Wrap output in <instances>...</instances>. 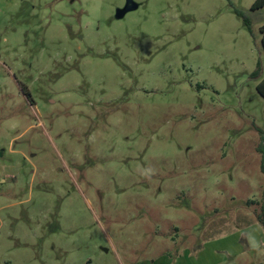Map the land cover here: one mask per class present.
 Masks as SVG:
<instances>
[{"label": "rangeland", "instance_id": "1", "mask_svg": "<svg viewBox=\"0 0 264 264\" xmlns=\"http://www.w3.org/2000/svg\"><path fill=\"white\" fill-rule=\"evenodd\" d=\"M256 1L0 0V264H264Z\"/></svg>", "mask_w": 264, "mask_h": 264}, {"label": "trees", "instance_id": "2", "mask_svg": "<svg viewBox=\"0 0 264 264\" xmlns=\"http://www.w3.org/2000/svg\"><path fill=\"white\" fill-rule=\"evenodd\" d=\"M264 8V0H257L256 3L253 6V10H260ZM246 23L250 25V22L248 19H246ZM261 34H262V46L264 49V26L261 29ZM259 94L264 98V81L261 82L257 88ZM259 152L262 155V171L264 173V134L262 138V144L259 147ZM263 203H264V192H263ZM249 204H257L256 201H250ZM258 221L264 226V210L263 214L258 216Z\"/></svg>", "mask_w": 264, "mask_h": 264}, {"label": "water", "instance_id": "3", "mask_svg": "<svg viewBox=\"0 0 264 264\" xmlns=\"http://www.w3.org/2000/svg\"><path fill=\"white\" fill-rule=\"evenodd\" d=\"M138 8V5H136L133 0H128L126 7L123 10L118 11L117 17L121 18L125 16L127 13L135 10Z\"/></svg>", "mask_w": 264, "mask_h": 264}]
</instances>
